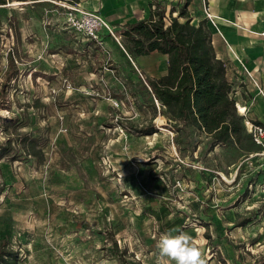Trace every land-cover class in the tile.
Masks as SVG:
<instances>
[{
  "label": "rangeland",
  "instance_id": "rangeland-1",
  "mask_svg": "<svg viewBox=\"0 0 264 264\" xmlns=\"http://www.w3.org/2000/svg\"><path fill=\"white\" fill-rule=\"evenodd\" d=\"M173 4L167 22L196 0ZM70 7L0 0V242L18 264H157L172 231L207 264H264L259 148L210 152L204 134L177 133L147 83L166 56H125L115 28L104 45L87 40ZM151 121L157 133L132 129Z\"/></svg>",
  "mask_w": 264,
  "mask_h": 264
},
{
  "label": "trees",
  "instance_id": "trees-1",
  "mask_svg": "<svg viewBox=\"0 0 264 264\" xmlns=\"http://www.w3.org/2000/svg\"><path fill=\"white\" fill-rule=\"evenodd\" d=\"M153 7L148 19L125 24L117 32L122 37L125 56L138 58L156 52L168 58L167 74L147 82L149 95L160 104L166 123L177 133L184 132L188 139L190 128L198 136L204 134L210 152L218 146H239L248 140L250 147L257 146L247 134L244 116L237 112L236 90L227 76L229 67L218 58L208 25H193L185 10L167 22L166 9L156 0ZM132 129L143 135L158 132L152 121L141 129ZM25 143H20L23 149H33L32 144ZM5 146L11 152L12 140L8 139ZM257 147L252 153L260 152ZM18 257L8 242H0V264H18Z\"/></svg>",
  "mask_w": 264,
  "mask_h": 264
},
{
  "label": "crops",
  "instance_id": "crops-1",
  "mask_svg": "<svg viewBox=\"0 0 264 264\" xmlns=\"http://www.w3.org/2000/svg\"><path fill=\"white\" fill-rule=\"evenodd\" d=\"M153 2L78 0L83 10L99 13L115 29L148 19L154 9ZM156 2L172 10L175 0ZM208 7L212 19L207 17ZM190 15L193 25H208L218 58L229 67L228 80L236 90L240 110L246 109L249 121L264 125V0H196Z\"/></svg>",
  "mask_w": 264,
  "mask_h": 264
},
{
  "label": "built area",
  "instance_id": "built-area-1",
  "mask_svg": "<svg viewBox=\"0 0 264 264\" xmlns=\"http://www.w3.org/2000/svg\"><path fill=\"white\" fill-rule=\"evenodd\" d=\"M59 1L72 6L70 7L72 12L69 21L74 29L82 34L87 40L104 45L103 33L106 31L113 33V31L111 25L99 13L85 11L78 3L72 1ZM206 14L209 19H212L209 7L207 8ZM262 36L264 37V32L262 33ZM236 105L237 109L240 110V103L237 102ZM241 113L246 116V109L245 112ZM247 127L254 143L261 148L260 152L251 153L252 158L264 156V125H257L255 122L249 121ZM261 172H263L264 175V168ZM259 190L260 194L264 197V179L259 184Z\"/></svg>",
  "mask_w": 264,
  "mask_h": 264
},
{
  "label": "clouds",
  "instance_id": "clouds-1",
  "mask_svg": "<svg viewBox=\"0 0 264 264\" xmlns=\"http://www.w3.org/2000/svg\"><path fill=\"white\" fill-rule=\"evenodd\" d=\"M158 249L157 264H207L202 247L183 232L161 233L156 242Z\"/></svg>",
  "mask_w": 264,
  "mask_h": 264
},
{
  "label": "bare ground",
  "instance_id": "bare-ground-1",
  "mask_svg": "<svg viewBox=\"0 0 264 264\" xmlns=\"http://www.w3.org/2000/svg\"><path fill=\"white\" fill-rule=\"evenodd\" d=\"M16 4H18V3H16ZM222 174H223V173H222ZM222 176H223V175H222ZM223 177H224L226 180H228V178H227L225 175H224Z\"/></svg>",
  "mask_w": 264,
  "mask_h": 264
}]
</instances>
